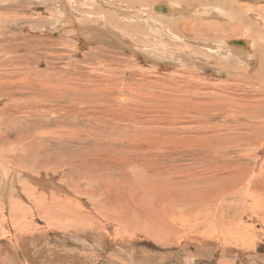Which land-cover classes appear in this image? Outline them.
I'll list each match as a JSON object with an SVG mask.
<instances>
[{
  "label": "rangeland",
  "instance_id": "1",
  "mask_svg": "<svg viewBox=\"0 0 264 264\" xmlns=\"http://www.w3.org/2000/svg\"><path fill=\"white\" fill-rule=\"evenodd\" d=\"M159 1L179 7L175 0H153L143 7L114 4L136 17L145 14L144 21L136 20L145 32L137 38L131 35L136 46L128 49L112 40L85 46L72 33L73 19L63 13L43 25L35 14L45 0H0L1 14L21 18L0 35V45L5 44L12 61H22L17 64L22 74L39 82L45 79L35 71H43L70 86L61 98L45 93L46 99L30 88L24 96L16 94L15 86L11 96L0 89V264H264V208L252 210V199L244 201L241 194L237 200L240 192L223 182L214 187L220 190L212 198H203L206 190L201 195L192 191L197 185L202 189L212 176L233 174L235 170L228 173L221 166L236 161L237 170L264 178V20L254 21L258 29L250 30L245 23L255 19L252 15L240 17L237 9L217 6L221 17L211 22L244 25L241 32L233 35L224 28L223 33L186 31L185 37H176L169 26L176 17L153 15L151 7ZM72 15L80 17L78 12ZM39 27L42 31L36 30ZM236 38L255 40L248 56L227 48L226 42ZM29 100L43 101L39 109L50 105L57 112L36 121ZM23 144L32 146L23 152ZM87 178L98 184H128L118 197L121 202L113 203L120 212L105 214L103 197L81 192ZM35 180L45 181L39 185ZM56 187L79 191L81 199L74 197L76 207L69 210L83 215L89 226L86 220L78 225L71 213L61 220L59 207L57 217V211L40 202V193L50 194ZM151 188L165 199L148 210ZM65 192L61 203L71 205L73 197ZM133 195L137 202L129 218L124 199ZM4 197L13 198L14 206L12 201L2 204ZM204 206L209 211L198 214ZM156 215L160 218L153 222Z\"/></svg>",
  "mask_w": 264,
  "mask_h": 264
},
{
  "label": "bare ground",
  "instance_id": "2",
  "mask_svg": "<svg viewBox=\"0 0 264 264\" xmlns=\"http://www.w3.org/2000/svg\"><path fill=\"white\" fill-rule=\"evenodd\" d=\"M153 0H45V2L43 3V6H41L40 11L38 14H35L37 19H42L44 21V23H42L43 25H47L48 24V20L50 19H54V18H59L58 16H60L62 13L69 17L70 19H73L74 22V27H75V31L72 30V33L75 32V34L79 37L78 40L80 39L84 45H89V44H94L97 43L98 41H101V43L105 42L104 40L107 41H115L116 44H119V46H124V47H128V49L131 47L133 48L134 46H136V44L134 42H132L133 40L131 39V35L139 37L140 35H142L145 31L144 29L140 28V24L139 22H136L137 19H141V20H145V14H140L141 16L136 17V15L132 14L130 11L128 10H123L122 8H116L115 7V3L116 2H121L122 3H126V4H136L139 5L140 7L145 6L146 4L150 3ZM177 6L179 7H174L172 4L170 3H162V2H155L152 5V12L154 16L157 17H163L162 19H164V17H176L175 22H173V25H169L172 28H174L175 32H176V37H185L184 33H186V31H190L192 33L195 34H202V35H209L212 34L214 32H218L220 31V33H223L222 31L224 28H227V31L232 33L233 35H235L238 32H241L244 27V25L239 26L238 25H234V26H230L225 25L226 27L223 26V24H218V23H214L215 21L211 22L212 20L210 19H215L217 21V19H219L221 17L219 10L214 9L215 7L217 8V6H223V7H229L230 10L231 9H237L239 11L238 16H242L244 14L245 17H248V19L250 18L249 15H252L255 19H249V21H247L245 23V26L250 28H256L258 29V25L254 22H260V20H264V0H256V4H244L243 5H239L237 6V2H235V0H175ZM249 1V0H248ZM239 2V1H238ZM241 3V2H240ZM258 3H263L262 6H258ZM120 4V3H119ZM131 6V5H130ZM237 6V7H236ZM4 7V6H3ZM2 7V8H3ZM9 8V7H8ZM18 8V7H17ZM1 9V8H0ZM5 9V8H3ZM136 9V8H135ZM62 10V12L60 11ZM224 10V9H223ZM12 11V10H11ZM139 11V10H138ZM14 12V11H13ZM12 12V13H13ZM16 12V11H15ZM19 12V11H18ZM74 12H78L80 14V17H75L72 15V13ZM191 13L189 15H191L190 17L188 16H182L185 13ZM225 12V11H224ZM228 12H226L227 14ZM230 14V13H229ZM228 14V17H229ZM17 15V14H16ZM63 15V16H64ZM147 16V15H146ZM227 16V15H226ZM225 16V17H226ZM34 17V18H35ZM235 16H233L234 18ZM61 18V17H60ZM59 18V19H60ZM65 18V17H64ZM68 18V19H69ZM21 18H18L17 16H15L14 14H8V13H0V35L5 36L6 31L8 30V26L11 25V27L13 26L12 24H16V22L20 21ZM225 19V18H224ZM240 21V20H239ZM34 22V21H33ZM60 22V21H59ZM128 22V23H127ZM235 23H237L235 21ZM39 24V22H38ZM41 24V25H42ZM59 24V23H58ZM101 24V25H100ZM132 24H134L136 26V28H132L130 27ZM36 25V24H34ZM33 25V26H34ZM40 26V25H38ZM72 26V24H71ZM129 26V27H128ZM162 26V25H161ZM10 27V28H11ZM60 27V25H59ZM214 27V28H212ZM14 28V26H13ZM145 28V27H144ZM43 28L39 27L38 29H36L37 31H42ZM55 29H58V27H55ZM63 29V28H62ZM61 29V30H62ZM66 29V28H65ZM33 30V29H31ZM29 28V31H31ZM59 30V29H58ZM64 30V29H63ZM162 30V29H161ZM251 30V29H250ZM34 31V30H33ZM56 31V30H55ZM157 31V30H156ZM252 32V31H251ZM62 35V34H61ZM68 35V34H67ZM70 36V35H69ZM75 36V37H77ZM241 36V35H239ZM74 37V36H73ZM2 38V37H0ZM6 38V37H5ZM15 38V37H14ZM22 38V37H21ZM71 38V36H70ZM204 38V37H203ZM252 38V35H251ZM33 39L36 41V37L33 36ZM73 39V38H72ZM16 40V39H15ZM37 40H41L40 38ZM13 41V40H12ZM80 41V43H81ZM183 41V40H182ZM231 41H243L245 43L244 46H235L231 44ZM251 40H242V39H232L228 42H226L227 48L229 50H232L236 53H238L239 55H243L244 56H248L246 53L251 52L250 49L253 46H255V40L254 42H250ZM61 42V41H60ZM108 43V42H107ZM106 43V44H107ZM179 44V43H178ZM5 45V44H4ZM4 45H0V53H1V57L4 58V60L2 59L1 63H0V67H4L5 72L2 71V73H0V85L2 86L0 89L3 91L7 89L6 91H4L3 93H8V95H13L14 92L16 90H12L14 89L13 86H15L19 91H16L17 93H22L26 94V90L28 91V88H30L33 92L37 91L41 96H43V99H46L44 94L45 93H51L54 97L56 96H60V98L62 97V95H66V93H68V89L67 86L65 85L63 82L56 81L53 78H50L51 75L47 72H39V71H35V73L38 74L39 78H44L45 81H39L38 82V78H37V82L36 79H33V76L29 75V76H25V74H22V71L19 70V66H17V64H20L22 61L21 60H15L12 61L11 60V54L10 52L7 50L6 51V47ZM11 45L10 47L13 46V44H9ZM78 45V44H77ZM82 45V44H79ZM108 45V44H107ZM138 45V44H137ZM157 45V44H156ZM155 45V46H156ZM203 45V44H202ZM90 46V45H89ZM15 47V46H14ZM197 47V46H196ZM91 48V47H90ZM94 48V47H93ZM89 49V48H88ZM105 49V48H104ZM125 49V48H124ZM137 50V49H136ZM135 50V51H136ZM12 51V50H11ZM92 51V50H91ZM97 51V50H96ZM105 51V50H103ZM126 51V50H125ZM141 51V50H139ZM263 51V50H262ZM108 52V51H107ZM134 52V51H133ZM259 52V50H258ZM98 53V52H97ZM144 52L141 53V56H143ZM148 53V52H147ZM255 53V51H254ZM257 53V52H256ZM140 54V53H139ZM138 54V55H139ZM3 55V56H2ZM122 55V54H121ZM149 57L152 58L155 57L157 59H159L158 55H152L150 53H148ZM9 58H8V57ZM137 56V55H136ZM260 56V55H259ZM144 57V56H143ZM241 57V56H240ZM242 57V59H243ZM253 57V56H252ZM142 58V57H141ZM1 59V58H0ZM33 61V60H32ZM24 65V64H23ZM11 70H8L10 69ZM1 70V68H0ZM157 70V69H156ZM45 71V70H44ZM25 72V71H24ZM30 72V70H29ZM145 73V72H144ZM34 74V73H33ZM143 74V73H142ZM225 75V74H224ZM21 76H25V77H21ZM31 76V77H30ZM37 76V75H36ZM41 78V79H42ZM47 78V79H46ZM60 78V77H58ZM132 78V77H131ZM137 78V77H136ZM145 78V77H144ZM67 80V79H65ZM75 80V79H74ZM71 82V81H70ZM81 82V81H80ZM134 82V81H133ZM141 83V82H140ZM150 83V82H149ZM163 83V82H162ZM130 84V83H129ZM175 84V83H174ZM123 85V84H122ZM155 85V84H154ZM5 86V87H4ZM7 86V87H6ZM117 86V85H116ZM129 85H126L125 87H127ZM147 86V85H146ZM90 87V86H89ZM104 87V86H102ZM142 87V86H141ZM153 87V86H152ZM158 88V86H156ZM163 87V86H162ZM12 88V89H11ZM130 88V87H129ZM134 88V87H133ZM128 89V88H127ZM156 89V88H155ZM159 89V88H158ZM84 90V89H83ZM129 90V89H128ZM171 90V89H170ZM25 91V92H24ZM77 91V89H76ZM79 91V89H78ZM137 91V90H136ZM151 91V90H150ZM150 91H146L150 93ZM73 92V91H71ZM81 92V91H80ZM35 93V92H34ZM79 93V92H78ZM130 93V92H129ZM181 93V92H180ZM28 95V94H27ZM33 95V94H32ZM77 95V94H76ZM24 96V95H23ZM37 96V95H36ZM39 96V95H38ZM65 98V97H64ZM62 98V99H64ZM20 99V98H19ZM78 99V98H77ZM186 99V98H185ZM36 100V99H35ZM72 100V99H71ZM34 101V100H32ZM125 101V100H124ZM249 101V100H248ZM17 102V101H16ZM18 102H21V100H18ZM173 102V101H172ZM43 101H35V102H31L30 100L28 101V107L29 109H31L32 112V116L37 117L36 121H41L43 116L47 117L49 114L48 113H52L54 111H56L57 109H53L52 110V106L50 107V105H48L49 107H47V105L44 106V108L39 109L41 106L43 105ZM40 104V105H39ZM46 104V103H44ZM173 104V103H172ZM251 105V104H250ZM20 106V105H19ZM62 106V105H61ZM16 107V106H15ZM19 109L21 107H18ZM23 109V108H22ZM26 109V108H25ZM129 109V108H128ZM230 109V108H229ZM15 110V109H14ZM9 111V110H8ZM64 114H66V109H63ZM57 112V111H56ZM72 112V111H71ZM119 112V111H118ZM3 113V112H2ZM74 113V112H73ZM94 113V112H93ZM57 114V113H56ZM69 114V113H67ZM72 114V113H71ZM251 114V113H250ZM104 115V114H103ZM120 115V114H119ZM255 115V114H253ZM252 115V116H253ZM79 116V115H78ZM28 117V116H27ZM36 119V118H35ZM2 122V121H1ZM47 123V120H46ZM3 124V122H2ZM2 124H0V128L2 126ZM118 124V123H117ZM19 125V124H18ZM251 131V130H250ZM261 131V130H260ZM48 134V131H46ZM67 133V132H66ZM252 133V132H251ZM128 134V133H127ZM234 134V133H233ZM236 134V133H235ZM243 135V134H242ZM62 136V135H61ZM59 137V136H58ZM65 137V136H64ZM69 137V136H68ZM245 137V136H244ZM254 136H251V138H253ZM257 137V136H256ZM2 138V137H0ZM45 138V137H44ZM48 138V137H46ZM69 139V138H68ZM236 140V139H235ZM239 140V139H238ZM251 140V139H250ZM19 141V140H18ZM68 141V140H67ZM224 141V140H223ZM249 140H247L248 142ZM20 142V141H19ZM66 142V141H64ZM255 142V141H254ZM62 143V142H60ZM227 144V143H226ZM230 144V143H229ZM30 146H32V144H23L22 149L23 152L28 151V149L30 148ZM5 147V146H4ZM3 147V148H4ZM1 148V147H0ZM9 148V147H8ZM236 149V148H235ZM222 150V148H221ZM219 151L216 150L217 152H220L222 154L223 151ZM2 153V150H0ZM18 151V150H17ZM11 152V151H10ZM13 154V153H12ZM247 154V153H246ZM15 155V154H14ZM245 155V154H244ZM1 157L3 158L4 156H1L0 154V162H1ZM242 157V156H241ZM245 157V156H244ZM6 158V157H5ZM44 159V158H43ZM255 159V158H254ZM11 161V160H10ZM13 161V160H12ZM22 161V160H21ZM39 161V160H38ZM47 161V160H46ZM237 162V161H236ZM233 163L234 165L236 164ZM243 162V161H241ZM245 162V161H244ZM264 162V161H263ZM24 163V162H23ZM39 164L41 162H38ZM46 163V162H45ZM1 164V163H0ZM38 164V165H39ZM249 164V163H248ZM263 164V163H262ZM234 165L231 164H223L221 167H223V170L225 172L230 173L232 170H235V172L237 173H233V174H229L226 177H220L223 175H219V177L215 176V177H210L208 179H204V183L203 185H201L203 188H199V186L195 185L196 188L192 189V191H196L198 193H200L199 195L202 194V192L204 190H206L205 194L202 195L203 198H207L208 195H210V197L212 198L213 196L216 195L220 190L219 188H214L217 185H220V182H223L224 185H226L227 187H229L228 189H233L234 193H238V195H236L238 198H236L237 200H241L242 197L240 196L241 194L243 195V199L245 201V199H252V202L249 204L250 208L253 209H260L264 208V202L261 201L259 199V195H261L260 193H264V178L263 175L261 173H259L257 175V177L255 175H253V173H243V170L240 169L237 170ZM49 166V165H47ZM252 166V165H251ZM238 167V165H237ZM11 168L9 171H14L16 170L15 167H9ZM50 168V167H48ZM251 168V167H250ZM255 168V167H254ZM259 168V167H258ZM3 169V168H2ZM19 169V168H18ZM260 170V169H259ZM20 171V170H18ZM17 171V172H18ZM260 172V171H258ZM15 173V172H14ZM264 173V172H263ZM21 174V173H20ZM24 175H26L25 173H23ZM17 176V175H16ZM255 176V177H254ZM38 177V176H37ZM232 177H234L236 180L232 179ZM253 177V178H252ZM39 178V177H38ZM260 179V180H259ZM37 180H35L36 182ZM45 181V180H44ZM44 181H38L36 182L37 184L39 183V185H41V183H43ZM103 182H100L98 184V181H95L91 178H87L84 181V186L81 190L82 193H86L88 196L94 198L95 196L98 197H103L104 198V202H102V212H104L105 214L109 215V211L112 210L113 213H116L119 211L120 208H117L118 206H116L115 204V199L116 202L119 203L121 202V200H119L118 197H122L124 193H121L122 191H125L124 189H126L125 187L128 186V184H120V183H113V181H110L109 183H106V180H102ZM94 183H97V185H94ZM214 183V184H213ZM251 183V187H249L248 185ZM193 184V183H192ZM213 184V185H212ZM254 184V185H253ZM151 185V184H150ZM96 186V187H95ZM194 187V186H193ZM243 187V188H242ZM128 188V187H127ZM227 189V190H228ZM150 192H147V194L150 195V200L152 202H150V204L148 205V210L149 208L152 209V207H159V203L162 202V200H160L158 197H156V194L154 193V191H156L157 189H148ZM227 190H225L222 193H225ZM60 191V192H59ZM62 191H66L65 194L67 193H71L70 195H72V201H71V205L65 203L64 205L62 204L64 201V195L62 193ZM72 191V190H71ZM68 189H65V187H56L54 191L49 192L48 193H40L37 197H40V199L43 202L44 205L46 204L45 207H47V204L49 205V209H52L54 211H57L58 213H55L58 217V214L60 213V211L58 210V207L60 208V210L62 211L60 213V219L63 220L65 218V216L67 214H73V216L71 218L74 219H78L80 222H78L79 224H85V220L86 218L82 219L84 216L83 215H79L78 212L74 211L71 212L69 210V208L71 207H76L73 204L75 203V198L81 199V194L79 193V191H75L71 192ZM145 191V190H144ZM190 191V190H189ZM137 192V191H136ZM48 194V195H47ZM128 194V193H127ZM130 194V193H129ZM133 194V193H132ZM136 194V193H135ZM5 195V194H4ZM218 195V194H217ZM129 196V195H128ZM143 196V195H142ZM48 197V199L50 200V203H46L47 201H44L46 198ZM66 197V196H65ZM2 198V197H1ZM0 198V199H1ZM67 198V197H66ZM85 198V197H84ZM137 196L133 195L130 196L128 198V201L125 200V205H127V211H129V213H127L126 217H129L132 215L133 211H135L134 207H136V199ZM3 199H7V197H4ZM262 199V198H261ZM194 201V199H192ZM234 200V199H233ZM6 203L5 206H7L11 201L12 204L14 206V199L10 198L7 199L6 201L1 200V202ZM243 201V203H244ZM2 202V204H3ZM8 202V204H7ZM62 202V203H61ZM183 202V201H182ZM35 203V201H34ZM241 203V202H240ZM37 204V203H36ZM35 204V205H36ZM101 205V203H99ZM123 205V202L121 203ZM229 204V203H228ZM40 207L42 204H40ZM19 206V205H18ZM71 206V207H69ZM221 206V205H220ZM244 206V204H243ZM11 207V206H10ZM32 207V206H31ZM37 207V206H36ZM138 207V206H137ZM193 207V206H192ZM206 207V208H204ZM202 207L203 209H199V213L198 214H206L209 210L210 207L204 206ZM7 208V207H6ZM35 208V207H34ZM38 208V207H37ZM141 208V207H140ZM8 209H10L8 207ZM15 209V208H14ZM18 209V208H17ZM42 209V208H41ZM6 210V209H5ZM21 210V209H20ZM36 210V209H35ZM39 210V209H38ZM139 210V209H138ZM144 210V209H143ZM12 211V210H11ZM28 211V210H27ZM31 211V210H30ZM47 211V210H46ZM51 211V210H50ZM15 212V211H14ZM35 212V211H34ZM40 212V210H39ZM120 212V211H119ZM143 212V211H142ZM147 212H151V211H147ZM16 213V212H15ZM49 213V211H48ZM53 213V211L51 212ZM65 213V214H64ZM86 213V212H85ZM4 214V213H3ZM12 214V213H10ZM25 214V213H24ZM9 214H7L8 216ZM14 215V214H13ZM12 215V216H13ZM51 215V214H50ZM69 215V216H70ZM97 213L94 215V217H92V219L94 218V221L92 220V222L90 221V226L93 227L94 225H96L95 220L97 221ZM114 216V215H113ZM134 216V215H133ZM53 217V216H52ZM224 217V216H223ZM134 218V217H133ZM147 218V217H146ZM159 216H155V219L153 222H157L159 220ZM15 218H13L14 220ZM52 219V218H51ZM57 220H59L58 218H56ZM105 219V218H104ZM114 220H116L115 218H113ZM142 219H145L144 217ZM148 219H152V218H148ZM218 220V219H217ZM50 221V220H49ZM82 221V222H81ZM87 224L89 226L88 220ZM71 223L73 224L72 221H70V225ZM209 225L212 226V222L208 221ZM62 224V223H61ZM156 224V223H155ZM213 225H217L215 222H213ZM81 226V225H80ZM160 226V225H159ZM164 229H160L157 230L158 232L163 231ZM165 232V231H164ZM244 237V236H243ZM242 236L240 238H243Z\"/></svg>",
  "mask_w": 264,
  "mask_h": 264
},
{
  "label": "water",
  "instance_id": "3",
  "mask_svg": "<svg viewBox=\"0 0 264 264\" xmlns=\"http://www.w3.org/2000/svg\"><path fill=\"white\" fill-rule=\"evenodd\" d=\"M231 44L232 45H235V46H244L245 43L243 41H240V42H237V41H231Z\"/></svg>",
  "mask_w": 264,
  "mask_h": 264
}]
</instances>
